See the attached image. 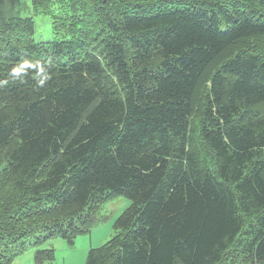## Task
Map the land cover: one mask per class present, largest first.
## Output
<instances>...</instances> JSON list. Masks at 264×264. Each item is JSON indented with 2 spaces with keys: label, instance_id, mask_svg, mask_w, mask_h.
<instances>
[{
  "label": "trees",
  "instance_id": "1",
  "mask_svg": "<svg viewBox=\"0 0 264 264\" xmlns=\"http://www.w3.org/2000/svg\"><path fill=\"white\" fill-rule=\"evenodd\" d=\"M32 4L57 39L0 0V264L116 195L86 264H264V0Z\"/></svg>",
  "mask_w": 264,
  "mask_h": 264
},
{
  "label": "rangeland",
  "instance_id": "2",
  "mask_svg": "<svg viewBox=\"0 0 264 264\" xmlns=\"http://www.w3.org/2000/svg\"><path fill=\"white\" fill-rule=\"evenodd\" d=\"M16 14L19 17L34 19L33 37L37 42L53 41L58 38V34L53 30L50 14L35 12L32 0H16ZM130 204L131 200L126 196L116 195L100 206L92 229L79 234L74 245H70L66 238L59 235L48 239L41 247L55 248L56 257L52 264H86L89 250L101 246L113 237L116 233L114 228L116 219ZM34 241L35 239H31L27 249L15 258V264L22 262L28 264L34 261L36 246L31 244Z\"/></svg>",
  "mask_w": 264,
  "mask_h": 264
},
{
  "label": "crops",
  "instance_id": "3",
  "mask_svg": "<svg viewBox=\"0 0 264 264\" xmlns=\"http://www.w3.org/2000/svg\"><path fill=\"white\" fill-rule=\"evenodd\" d=\"M93 245H94V244H92V246H93ZM15 262H16V260L14 261L13 264H15ZM21 264H24V263L22 262ZM28 264H35V263H34V261H33V262H31V263H28Z\"/></svg>",
  "mask_w": 264,
  "mask_h": 264
},
{
  "label": "bare ground",
  "instance_id": "4",
  "mask_svg": "<svg viewBox=\"0 0 264 264\" xmlns=\"http://www.w3.org/2000/svg\"><path fill=\"white\" fill-rule=\"evenodd\" d=\"M222 134V133H221ZM224 141V140H223ZM73 162H74V160H73ZM71 163V162H70ZM65 164V163H64ZM66 165V164H65ZM84 165V164H83ZM68 169V168H67ZM203 174V173H202ZM104 184V183H103ZM106 186V185H105Z\"/></svg>",
  "mask_w": 264,
  "mask_h": 264
}]
</instances>
